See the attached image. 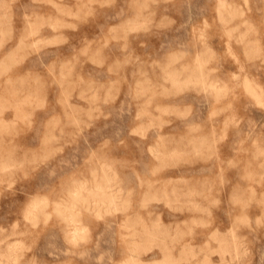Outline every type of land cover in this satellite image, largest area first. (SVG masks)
Listing matches in <instances>:
<instances>
[{
    "label": "rangeland",
    "instance_id": "rangeland-1",
    "mask_svg": "<svg viewBox=\"0 0 264 264\" xmlns=\"http://www.w3.org/2000/svg\"><path fill=\"white\" fill-rule=\"evenodd\" d=\"M0 264H264V0H0Z\"/></svg>",
    "mask_w": 264,
    "mask_h": 264
},
{
    "label": "bare ground",
    "instance_id": "bare-ground-1",
    "mask_svg": "<svg viewBox=\"0 0 264 264\" xmlns=\"http://www.w3.org/2000/svg\"><path fill=\"white\" fill-rule=\"evenodd\" d=\"M101 189V188H100Z\"/></svg>",
    "mask_w": 264,
    "mask_h": 264
}]
</instances>
